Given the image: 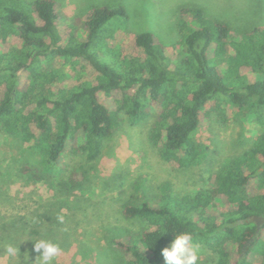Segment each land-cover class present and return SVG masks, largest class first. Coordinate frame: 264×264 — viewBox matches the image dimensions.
Returning <instances> with one entry per match:
<instances>
[{"label":"trees","instance_id":"obj_1","mask_svg":"<svg viewBox=\"0 0 264 264\" xmlns=\"http://www.w3.org/2000/svg\"><path fill=\"white\" fill-rule=\"evenodd\" d=\"M175 28L177 38L166 44L152 31L128 29L122 4L70 16L58 0H0V133L39 156L17 165L23 180L67 199L79 195L124 122L150 119L149 142L185 173L207 153L195 139L199 127L212 117L224 124L235 108L258 128L206 187L175 195L169 183L154 191L135 182L117 209L128 226H100L111 233L121 264H164L160 249L173 231L212 250L214 264H263L264 221L256 232L251 217H264V24L232 34L228 24L187 5ZM63 204L55 213L41 203V211L0 220V253L14 243L17 264H36L34 240L63 249L66 222L74 219L60 214Z\"/></svg>","mask_w":264,"mask_h":264},{"label":"rangeland","instance_id":"obj_2","mask_svg":"<svg viewBox=\"0 0 264 264\" xmlns=\"http://www.w3.org/2000/svg\"><path fill=\"white\" fill-rule=\"evenodd\" d=\"M70 16L83 15L92 5L125 6L128 29L149 30L169 44L178 34L176 22L183 6L197 5L206 17L228 24L232 34L264 24V0H58ZM228 120L221 124L213 117L199 127L197 142L207 146V153L192 172H178L158 155L147 135L151 120L135 126L124 122L107 140L103 155L89 171L78 196L63 198L45 183L23 180L16 170L23 161L36 162L39 156L25 151L13 136L0 133V220L16 213L41 211L39 204L51 206L50 213L60 206V214L71 213L67 221V240L54 264H121V254L109 243L111 233L100 225L110 222L118 228L128 226L119 219L117 209L133 190L135 182L147 183L152 190L170 184L173 194H194L207 186L208 176L227 157L238 154L251 140L258 126L247 120L245 113L229 109ZM78 158L70 161L73 163ZM27 184V185H25ZM118 218V219H115ZM117 230V229H116ZM118 231V230H117ZM198 264H214L212 250L199 246ZM25 264L27 261L22 260ZM8 254L0 253V264H17ZM264 264V263H263Z\"/></svg>","mask_w":264,"mask_h":264},{"label":"clouds","instance_id":"obj_3","mask_svg":"<svg viewBox=\"0 0 264 264\" xmlns=\"http://www.w3.org/2000/svg\"><path fill=\"white\" fill-rule=\"evenodd\" d=\"M198 249L199 245L193 243L190 233L173 231V239L160 249V255L164 264H198ZM5 251L15 260L20 249L14 243H9L5 246ZM33 251L37 253L34 260L36 264H54L62 249L59 244L51 240L39 239L34 240Z\"/></svg>","mask_w":264,"mask_h":264},{"label":"water","instance_id":"obj_4","mask_svg":"<svg viewBox=\"0 0 264 264\" xmlns=\"http://www.w3.org/2000/svg\"><path fill=\"white\" fill-rule=\"evenodd\" d=\"M251 219H252V220L255 222V224H256V232L259 231L260 226H261V224H262L263 221H264V217L259 216V215H253V216L251 217Z\"/></svg>","mask_w":264,"mask_h":264}]
</instances>
